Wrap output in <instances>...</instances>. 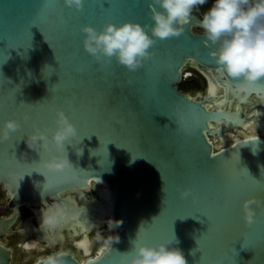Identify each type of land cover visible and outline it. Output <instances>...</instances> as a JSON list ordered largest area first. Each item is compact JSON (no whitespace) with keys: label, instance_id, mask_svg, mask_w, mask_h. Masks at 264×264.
Instances as JSON below:
<instances>
[{"label":"water","instance_id":"1","mask_svg":"<svg viewBox=\"0 0 264 264\" xmlns=\"http://www.w3.org/2000/svg\"><path fill=\"white\" fill-rule=\"evenodd\" d=\"M46 4L61 5L67 25L48 22ZM152 4L84 0L76 9L64 0H0V124L9 118L21 124L0 141V205L7 206V194L16 210L0 212V264L16 262L6 239L21 224L22 204L38 205V223L42 207L66 210L55 230L38 226L42 250L30 264L58 248L68 253L66 264H120L140 243L165 238L187 264H264V211L257 209L247 226L242 208L248 197L264 200V85L247 96L235 91L233 78L217 71L194 13L179 36L159 39L135 71L114 58L98 62L83 46L82 25L152 24ZM15 94L25 104H14ZM57 109L78 131L65 141L74 168L63 171L41 168L47 154L23 140L34 122L54 130ZM179 122L194 131L185 134ZM77 144L79 156L72 151ZM47 181L59 191L53 194ZM184 188L196 199L181 197ZM109 218L123 224L110 230ZM97 231L120 241H98Z\"/></svg>","mask_w":264,"mask_h":264},{"label":"clouds","instance_id":"2","mask_svg":"<svg viewBox=\"0 0 264 264\" xmlns=\"http://www.w3.org/2000/svg\"><path fill=\"white\" fill-rule=\"evenodd\" d=\"M207 2L208 0H153L150 5L154 21L152 24H141L133 19L119 23L109 21L99 29L91 24H84L81 27V31L85 33L83 46L98 62H110L114 58L128 70L135 71L150 57V49L159 39L179 36L194 8ZM64 3L80 9L84 0H64ZM199 25L213 45L210 56L217 71L233 78L238 94L247 96L264 85V0H213L211 7L201 16ZM55 122L56 127L50 132L42 130L34 122L33 131L23 139L24 143L36 153L47 154L48 158L38 161L41 168L53 171L72 169L74 164L68 155L65 141L78 136L77 128L62 109H57ZM20 127L21 124L16 119L4 120L0 124V141L7 140ZM79 145L72 146V151L78 156L83 153ZM262 170L264 167L261 172ZM189 195L196 199L191 189L184 188L180 191L181 197ZM242 208L244 222L251 226L257 220V209L264 211V200L248 197L243 201ZM64 217L65 209L60 204L42 207L39 229L43 232L55 230ZM106 223L111 230L122 225L123 220L109 218ZM93 227H96L95 223ZM95 238L103 240L105 244L120 241L118 234H109L105 239L100 231L95 233ZM67 256L68 253L63 248H58L40 257L37 264H66ZM120 264H187V260L183 250L174 246L173 239L165 238L155 244L140 243L121 255Z\"/></svg>","mask_w":264,"mask_h":264},{"label":"flooded vegetation","instance_id":"3","mask_svg":"<svg viewBox=\"0 0 264 264\" xmlns=\"http://www.w3.org/2000/svg\"><path fill=\"white\" fill-rule=\"evenodd\" d=\"M213 1V0H212ZM201 6V5H200ZM202 8V6H201ZM203 9V8H202ZM204 11V10H203ZM201 10H193V13L201 18L203 13ZM7 206L0 205V212L2 208H7L4 211L6 214L11 215L16 210L11 207L10 197L5 196ZM1 202V201H0ZM20 210L19 223L20 225L13 226L15 231L8 230V237L6 242L10 248L13 249V253L16 259L15 264H30L34 258H38V253L42 250L38 245V205L22 204L18 207ZM30 224L32 230L27 231V226ZM67 243L69 246L71 243ZM27 245V247H25Z\"/></svg>","mask_w":264,"mask_h":264},{"label":"snow or ice","instance_id":"4","mask_svg":"<svg viewBox=\"0 0 264 264\" xmlns=\"http://www.w3.org/2000/svg\"><path fill=\"white\" fill-rule=\"evenodd\" d=\"M61 8H62V6H61V5H58V4H46V5H43V6H42V9L45 10V17H46V19H47L48 22H50V23H54V24H60V25H67V23L69 22V21H68V18L64 17V16L61 14V11H60ZM109 63H110V62H109ZM221 76L223 77L224 75L221 74ZM225 79L227 80V77H225ZM231 85H232V82H231V81H228V86L231 87ZM215 87H216L215 85H210V86H209V89H208V91H209L211 94H213V95H215ZM12 102H13L14 104H16L17 106H19L21 103H23V102H21V103H17V102H16V94H15V96H14ZM221 103H223V101H222ZM23 104H25V103H23ZM208 107L211 108L212 105H208ZM217 113H222V112H217ZM25 120L27 121V120H28V117H27V119H25ZM214 120H217V119L213 118V119H208L207 121H214ZM179 126H180V130H181L182 132H184L185 134H191V133L194 131V128H186V127L183 125L182 122H179ZM113 143H114V142H113ZM10 153H11V152H10ZM16 160H17V159H16ZM33 171H36V172H37V170H33ZM23 176H24V175H23ZM19 179H20V177L17 178V180H19ZM45 186H46L47 188H49V189L53 192V194H54L56 191H59L57 188H55V187L49 185V184H48V181L45 183ZM65 212H66V210H65ZM65 218H66V216H65ZM243 246H244V244H243ZM25 247H27V245H25Z\"/></svg>","mask_w":264,"mask_h":264},{"label":"trees","instance_id":"5","mask_svg":"<svg viewBox=\"0 0 264 264\" xmlns=\"http://www.w3.org/2000/svg\"><path fill=\"white\" fill-rule=\"evenodd\" d=\"M212 2H213L212 0H208V2L206 4L201 5L203 10H204V12H206L211 7Z\"/></svg>","mask_w":264,"mask_h":264},{"label":"rangeland","instance_id":"6","mask_svg":"<svg viewBox=\"0 0 264 264\" xmlns=\"http://www.w3.org/2000/svg\"><path fill=\"white\" fill-rule=\"evenodd\" d=\"M195 10H201V12L200 13H204V11H203V9L201 8V6H197L196 8H194ZM196 31H198V32H200V31H202L201 29H196Z\"/></svg>","mask_w":264,"mask_h":264}]
</instances>
